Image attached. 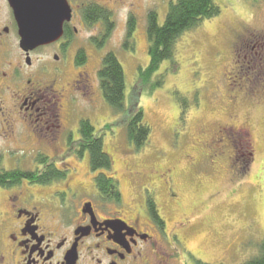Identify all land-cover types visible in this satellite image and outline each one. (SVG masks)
Here are the masks:
<instances>
[{"label":"rangeland","instance_id":"374dc122","mask_svg":"<svg viewBox=\"0 0 264 264\" xmlns=\"http://www.w3.org/2000/svg\"><path fill=\"white\" fill-rule=\"evenodd\" d=\"M172 2L175 0H125L117 6L116 27L108 43H77L74 56L82 52L85 64L83 68L73 64L72 53L70 66L61 77V85L70 84L73 94L69 106L62 100L65 122L74 128L82 120L93 124L112 158V173L120 179L125 205H141L145 211L148 198L153 197L170 229L186 219L192 221L193 226L183 235L185 246H181L192 256L181 255L178 264L197 260L245 264L259 255L264 240V43H257L264 41V0H215L221 14L182 35L174 61L164 62L144 85L139 69L150 65L148 16L157 13L163 26ZM130 12L136 20L134 51L124 48ZM110 52L115 53L126 77L122 113L111 108L100 87L99 73ZM79 74H88L87 80L79 81ZM161 75H165L164 85H152ZM250 85L253 92L247 89ZM139 110L152 134L148 145L136 152L126 129ZM183 110L187 112L184 123ZM221 129L226 134L219 133ZM13 147L30 150L2 131L0 154ZM76 149L81 152L80 145ZM10 158L3 154L0 168L8 169V165L9 170L14 169V163L25 171L38 168L23 151L12 155L13 162ZM67 164L76 169L71 182L87 186L67 203L75 200L73 205H83L93 200L100 204L94 187L98 173L92 172L88 154L67 160ZM167 170L175 175V199L158 179ZM133 171H140L150 181L140 180L135 186ZM32 191L40 197L50 194L40 188ZM9 195L0 189V210L7 206Z\"/></svg>","mask_w":264,"mask_h":264},{"label":"flooded vegetation","instance_id":"af4514ba","mask_svg":"<svg viewBox=\"0 0 264 264\" xmlns=\"http://www.w3.org/2000/svg\"><path fill=\"white\" fill-rule=\"evenodd\" d=\"M56 1L64 7L50 9L49 16L42 9L38 19L40 28L49 27V35L41 43H26L12 0H0V135L5 131L7 138L30 147L28 152L25 147H13L3 154L8 153L11 162L19 151L30 154L38 168L27 171L45 178L42 183L26 180L5 189L10 195L7 206L0 210V264H178L181 255L192 256L181 247L192 221L186 219L170 229L160 212L159 219L151 217L147 205L145 211L141 205H125L120 179L112 172H97L95 179L102 174L115 180L110 192L114 198L119 194V203L110 201L96 181L95 196L100 204L93 200L83 205H73L75 200L67 203L87 189L84 183L71 182L76 169L67 160L86 154L90 158V152L79 153L80 127L65 122L62 100L69 106L73 94L70 84L61 85V77L70 66L72 53L76 64L73 50L77 43L98 46L110 41L117 6L125 0ZM134 19L130 12L127 24ZM85 77L88 74H79V81L87 80ZM247 89L252 90V85ZM17 125L22 129H16ZM12 165L11 170L23 169L17 163ZM9 167L5 170L10 171ZM130 175L135 186L140 180L150 181L140 171ZM158 179L175 199L174 172L167 170ZM108 184L103 182L106 190ZM32 188L50 194L40 197Z\"/></svg>","mask_w":264,"mask_h":264},{"label":"trees","instance_id":"16d2710c","mask_svg":"<svg viewBox=\"0 0 264 264\" xmlns=\"http://www.w3.org/2000/svg\"><path fill=\"white\" fill-rule=\"evenodd\" d=\"M221 14L220 7L215 0H175L169 7L165 24L160 26L157 13H150L148 16V37H149V57L150 65L146 70L139 69V77L144 85L151 82L153 76L160 70L164 62L174 61L176 55V44L186 32L198 28L203 22L214 19ZM136 25L134 19L128 26L127 39L124 44L126 50L134 51L133 33ZM105 43H102V45ZM101 45V44H100ZM77 65L82 67L85 64V56L82 52L76 58ZM176 67L177 63L174 62ZM100 87L103 97L111 108L122 113L125 110L126 103V77L123 66L116 57L115 53H108L103 59L102 69L99 73ZM165 83V75L157 77L155 87H161ZM187 112L181 113V122L184 123ZM128 140L134 145L136 152L143 150L150 142L152 134L151 127L145 122L143 110H139L127 125ZM80 135L82 140L80 154L90 152V167L93 173L113 171L112 158L106 153L104 143L101 137L96 134V129L89 120H82L80 125ZM31 171L22 169L7 171L0 168V189H9L22 184L26 180L36 183L44 182L45 178L36 176ZM96 185L100 191L106 194L110 201L120 202L119 194L115 198L111 195L110 188L116 185L113 179L107 180L104 175H99L96 179ZM109 183L106 190L103 182ZM147 207L151 217L159 219V209L153 197L147 200ZM195 264H206L201 260L195 261ZM245 264H264V240L260 247V253L255 258Z\"/></svg>","mask_w":264,"mask_h":264},{"label":"water","instance_id":"95a60500","mask_svg":"<svg viewBox=\"0 0 264 264\" xmlns=\"http://www.w3.org/2000/svg\"><path fill=\"white\" fill-rule=\"evenodd\" d=\"M12 2L20 22L21 34L26 43H41L50 33L47 25L40 28L38 19L42 9L44 15L49 16L50 9L64 7L61 2L56 0H12Z\"/></svg>","mask_w":264,"mask_h":264}]
</instances>
